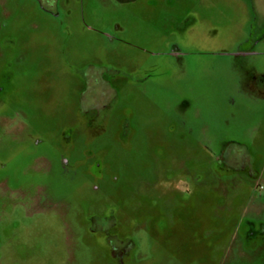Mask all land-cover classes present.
Instances as JSON below:
<instances>
[{"label":"rangeland","instance_id":"1","mask_svg":"<svg viewBox=\"0 0 264 264\" xmlns=\"http://www.w3.org/2000/svg\"><path fill=\"white\" fill-rule=\"evenodd\" d=\"M0 264H264V0H0Z\"/></svg>","mask_w":264,"mask_h":264},{"label":"crops","instance_id":"2","mask_svg":"<svg viewBox=\"0 0 264 264\" xmlns=\"http://www.w3.org/2000/svg\"><path fill=\"white\" fill-rule=\"evenodd\" d=\"M113 1H116L118 3H123V4H131V3L138 2L140 0H113Z\"/></svg>","mask_w":264,"mask_h":264}]
</instances>
